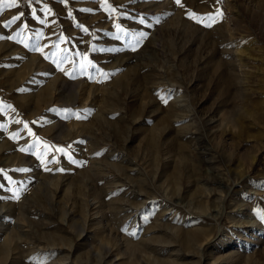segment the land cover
I'll use <instances>...</instances> for the list:
<instances>
[{"label":"rangeland","instance_id":"1","mask_svg":"<svg viewBox=\"0 0 264 264\" xmlns=\"http://www.w3.org/2000/svg\"><path fill=\"white\" fill-rule=\"evenodd\" d=\"M0 264H264V0L0 7Z\"/></svg>","mask_w":264,"mask_h":264},{"label":"snow or ice","instance_id":"2","mask_svg":"<svg viewBox=\"0 0 264 264\" xmlns=\"http://www.w3.org/2000/svg\"><path fill=\"white\" fill-rule=\"evenodd\" d=\"M176 4H181V0H175ZM17 6V0H0V7H7V8H14ZM113 11H115V9H113ZM219 15H222V13H217ZM23 15V13H21L20 15L14 16L12 17V19L10 21H8L9 24L14 23L15 21L19 20L20 17ZM33 15H35V13L33 12ZM190 18H195V13H190ZM215 18H216V14H209L207 17L208 23L205 24L206 27H211L212 24L215 22ZM84 31H87L86 28L83 29ZM25 127H27V125H25ZM59 151H63V149H59ZM68 159L70 161H72L71 156H68ZM51 163H58V160H56L55 158H53L52 161H50ZM75 162V161H72ZM61 171L63 169H60Z\"/></svg>","mask_w":264,"mask_h":264}]
</instances>
